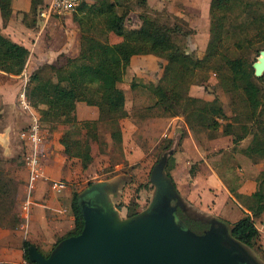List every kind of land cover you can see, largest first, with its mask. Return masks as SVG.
I'll return each instance as SVG.
<instances>
[{
    "label": "trees",
    "instance_id": "obj_1",
    "mask_svg": "<svg viewBox=\"0 0 264 264\" xmlns=\"http://www.w3.org/2000/svg\"><path fill=\"white\" fill-rule=\"evenodd\" d=\"M119 1L129 0H113V2L108 0H84L76 7V10L81 13V16H77L75 13L72 15V19L78 28L77 54L73 57H65L57 67L46 64L51 67L54 74L64 75L63 80L41 79L38 73L34 71L28 76L24 90L26 100L37 113L42 127L48 132L54 124L60 126L76 125L74 127L76 130L72 132L75 133L74 137H72L70 131L65 130L58 139L65 156L76 157L80 161L84 160V162L91 159L87 150V140H84L83 136L81 139V135L78 137L76 135H78V131L83 125L94 124L96 128L97 122L100 120L104 121L109 127V135L119 142L118 121L125 117L126 113L124 110V95L117 84L121 82L132 56L151 54L165 61L158 80L154 84L142 85L149 90L148 93L154 98L152 106L158 110L156 112L158 116L171 117L181 114L184 116L186 125L192 131L194 125L213 131L220 126L222 135L231 136L233 151H238L253 161H256L257 158L264 161V75L254 77L251 63L246 62L242 57L224 58L222 64L217 66L213 63L210 64V62H213L212 58L215 57L218 49L217 45L223 30L225 13L236 8L239 12L251 16V22L259 23L262 20L264 21V13L259 15L254 12L255 9L252 7L261 3L255 2L254 4L245 0H210L208 5V41L203 55L195 57L191 54L188 55L184 51V45L177 40L178 35L183 36L187 32H180L179 27L176 25L171 27L152 19L145 9V0H135L137 5L143 8V12L138 15L140 24L137 28L126 30L124 28L126 11L118 13L115 10V6L119 4ZM9 3L10 0H0V18L3 21L9 16ZM88 14L92 15L91 18ZM95 17L100 19L103 32L112 33L119 37V40L109 43L87 34L84 31L86 25L83 24V21L85 19L91 21ZM88 29H90V26ZM261 31L262 29L259 33ZM258 39L260 40L259 36H257ZM27 54L28 51L24 46L11 41L0 33L1 72L12 75L19 74L24 66ZM200 69H204L206 72L213 71L217 76L218 86L224 92H229L231 95H233L231 92L238 91L240 93L246 108L244 122H240L236 113L228 119L222 105L215 97L211 100H203L188 95V87L194 82L191 78ZM29 82L32 83L30 87H28ZM79 101L96 107L97 120H76L74 108L75 103ZM218 119L222 120V125ZM87 135L91 139L95 137L94 133H88ZM246 136L250 137L248 145L243 149L236 150L234 147H236L238 141ZM168 148L169 144L164 150ZM172 165L173 157L171 154L167 157L164 166V173L170 179L169 170ZM1 174L0 171V201H3L9 194L6 183H1V178H4ZM258 181L264 182V166L259 173ZM224 182L229 193L238 201H241L240 203L249 212V214H243L242 217L232 223L226 222L229 225L230 235L249 250L258 237L253 219L264 213V196L260 192L246 197L242 196L236 192V184L229 185L226 184V181ZM87 184H90V182ZM143 186L138 185V187ZM79 192H71L70 196L69 209L73 217V227L65 235L57 238L55 243L61 238L78 234L82 228ZM13 196L14 190L11 203ZM120 206L118 205L117 208ZM126 207L125 216L133 215L139 211L136 203L127 204ZM3 212H5L3 208H0V214ZM176 214L185 228L195 233L205 228V225L197 217H195L196 219L191 218L195 216L193 213L186 216L177 209ZM29 245L31 243L27 241H23L21 244L23 259L25 262L33 264L27 260L26 256V248Z\"/></svg>",
    "mask_w": 264,
    "mask_h": 264
},
{
    "label": "rangeland",
    "instance_id": "obj_2",
    "mask_svg": "<svg viewBox=\"0 0 264 264\" xmlns=\"http://www.w3.org/2000/svg\"><path fill=\"white\" fill-rule=\"evenodd\" d=\"M108 1L113 2V0ZM182 1L183 0H145V9L152 19L165 23L171 27L172 25H176L179 27L180 32H187L186 35H178L177 40L184 45V51L188 53V55L191 54L195 57H201L208 41V14L203 16L192 14V10L188 12V10L183 7ZM245 1L253 2L254 4L255 2L261 3L256 4L252 8L255 9L254 12L259 15L264 13V0ZM118 3L119 4L115 6V10L118 13L124 10L126 11L124 28L126 30L137 28L140 24L138 15L143 12V8L139 7L135 0L119 1ZM188 3H190V0ZM176 12L182 13V15L180 16L176 14ZM74 13L77 14V16H81L78 10L72 14L65 13L63 15H53L45 26L49 33L47 34L46 32L42 41L49 45L51 43L60 44L62 37H65L66 46H68L71 41L73 43V40H76L77 51L78 28L77 24L72 19ZM88 15L91 18L92 15ZM26 17L27 20L33 21L32 14L28 13ZM83 24L86 25L84 31L100 41L113 43L119 40V37H116L112 33L103 32V25L97 17L92 18L91 21L85 19ZM89 26L90 29H88ZM260 29H262L261 33H259ZM257 36H259L260 40H257ZM218 42L216 55L212 58L213 62H210V64L213 63L215 66L221 65L224 58L232 59L236 57H242L246 62L252 63L258 56V52L264 49V21L262 20L259 23L255 21L251 22V16L245 15V13H241L238 9L234 8L233 11L225 13L223 30ZM63 45L65 46V44ZM68 56L72 55L64 53L58 55L53 66L57 67L58 64L62 63L63 59ZM164 63V60L154 55H147L144 57L137 56L132 59V64L128 72L124 73L121 82L118 83L125 96V113H128L130 119L134 118L136 121L141 118L138 115L140 114L142 116L143 112L155 115L158 111L152 106L153 102L151 95L148 93L149 90L142 85L154 84L160 77ZM45 65L46 64L38 66L33 70L38 73L41 79L61 81L65 78L64 75L54 74L51 67ZM216 77L213 71L206 72L204 69L196 71L194 77L191 78L194 82L188 87V95L199 97L203 100H211L215 97L222 105L228 119L236 113L240 122H244L246 108L244 107L240 93L238 91L231 92L233 94L231 95L229 92H224L218 86ZM21 79L0 74V82H4L5 80L7 83L5 91L9 94L10 101L14 102L11 104L12 110L9 111V115H12L11 124H13L12 128L15 132L12 136L13 138L10 140L9 147L11 148V152L7 154L5 164H3L4 168L1 169L7 170L10 174L15 175L17 177L16 181H20L26 173L22 158L23 148L16 136L19 129L27 123L25 115L17 108V102L15 101V96L21 85ZM31 84L32 83L29 82L28 87H30ZM165 118L167 119H164V123L157 126H155L156 124L147 122V119L143 118V120L137 122L138 125L132 128L128 120L123 119V135L121 134V130H119V142L110 135H107L105 129L102 127L103 125H100V127L96 126V128L94 124L83 125L76 136L78 137L81 135V139L83 136V139L87 140V150L89 152V157H92V159L85 160V162L84 160L80 161V174H77L76 177L68 181L72 193L81 191L88 182L106 178L111 185L115 183V193L110 195V200L117 210L120 209V207L117 208V206L122 204L131 205L132 203H136L138 207H144L148 203L152 193V186L148 182L151 165L161 155L168 144V149H173L172 155L176 150L180 149L181 140L186 134L185 128L189 130L191 142L201 151V155L205 158V161L220 172L226 184L237 185L238 175H241L243 171V160L240 157L244 156L233 151V143L230 141L231 136H229L230 138L225 137L228 135L222 136L220 134V126L213 131L194 125L192 131L186 125L184 116L181 114L171 117L165 116ZM218 120L222 125V120ZM75 126L76 125H69L73 131H75ZM61 129L62 126L54 124L50 128V131L53 130L58 132L61 131ZM155 129L158 130V133L155 132ZM72 130L70 134L74 137L75 133H72ZM86 132L87 134L94 133L95 137L91 139L89 135L85 134ZM151 137L155 139L152 144L151 141H149ZM245 143L246 139L242 141L239 140L234 148L236 150L241 149ZM134 152L138 154L134 156ZM125 157H131V161L126 160ZM201 162L202 160L189 159L187 160L188 164L185 163V165L189 167V169L200 170L201 167L199 164ZM19 177H21V179ZM1 183H6L9 194L3 201H0V208H3V211L6 212L13 207L16 198H13L11 203V196L14 188L18 185L10 178H1ZM257 184H261L258 182V178L256 179L255 189ZM138 185L144 186L138 187ZM261 192L264 194V186L261 188L260 193ZM187 206L189 211L194 215L213 217L209 214L198 212L189 205ZM226 222L230 223L231 221ZM253 222L256 229L259 230L258 237L254 245L249 248V251L259 262L264 264V217H256Z\"/></svg>",
    "mask_w": 264,
    "mask_h": 264
},
{
    "label": "crops",
    "instance_id": "obj_3",
    "mask_svg": "<svg viewBox=\"0 0 264 264\" xmlns=\"http://www.w3.org/2000/svg\"><path fill=\"white\" fill-rule=\"evenodd\" d=\"M45 1L10 0L8 18L5 21L0 18V33L8 37L11 41L24 46L28 54L19 74L11 75L1 71L0 74L21 79L22 76L27 77L38 66L43 64L54 65L53 63L56 61L57 56L62 53L72 55L68 57H73L77 54L78 48L76 51V40H73V43L71 41L68 46H66L65 37H62L60 44L51 43L49 45L42 41L46 32L47 34L49 33L45 26L53 17L42 18L39 16V10L43 7ZM209 1L190 0V3H188L189 0H183L182 4L188 12L192 10V14L203 16L208 14ZM28 13L32 14L33 21L27 20L26 16ZM176 14L182 15L179 12H176ZM147 55L151 54L132 56L125 72H128L134 57H144ZM6 84L5 80L4 82H0V171L4 178H10L18 186L14 188V199H16L12 209L0 214V264H29L23 259V251L21 249L23 241L34 245L42 254H47L55 244L56 239L62 237L72 229L73 217L69 209L72 189L69 188L68 181L76 177L77 174H80L81 165L80 159L66 157L63 153L62 146L58 142L60 134L64 130L71 131L72 128L62 126L61 131L58 132L49 130L39 157L41 176L36 179L33 187L29 190L32 203L28 211L23 213L20 205L27 193V173H25L22 179L19 177L21 179L20 181H16L17 177L15 175L10 174L7 170L1 169L4 168L3 164H5L7 154L11 152V148L9 147L10 140L15 133L12 128L13 124H11L12 115H9V111L12 110L11 104L14 102L10 101L9 94L5 91ZM117 86L119 87L118 84ZM153 101L154 98L152 97ZM74 114L77 121H91L97 120L98 118L95 106L86 105L80 101L75 103ZM138 116L141 118L135 121L134 118L130 119L128 113H126L125 117L119 119L118 125L122 135L123 119L128 120L131 128L138 125L137 122L143 120V118L147 119L149 123L156 124L155 126L161 125L164 123V119H167L163 116H158L157 114L151 115L147 112H143L142 116L140 114ZM100 125H103L102 127L105 129L107 135H109L110 130L107 124L104 121L97 122V127H100ZM155 132L158 133V130L155 129ZM185 132L186 134L180 143V149L176 150L172 155L173 165L169 170L175 189L183 202L198 212L209 214L224 221L234 222L242 217L243 214H249L245 207L229 193L225 182L221 179L220 172L205 161V158L201 155V151L191 142L189 130L185 128ZM244 139H246V143L241 149L248 145L250 137L246 136L241 141ZM149 141L152 144L155 139L151 137ZM137 154V152H134V156ZM243 156L240 157L243 160V171L241 175H238L236 192L242 196H249L260 192L264 186V182L258 181L261 184H257L255 189L256 179L259 177V173L264 166V161L259 158L253 161L249 157ZM130 158L125 157L128 161H131ZM189 159L202 160L199 164L201 167L200 170L186 167L185 163ZM191 170L192 172H190ZM51 180L64 181L66 184L65 189L59 193L50 190L48 183ZM98 180L106 181L110 184L106 178L97 179L96 181ZM261 195L264 196L262 192ZM126 205L122 204L120 209L117 210L120 216L126 215ZM142 208L137 205L138 210ZM260 216L264 217V213Z\"/></svg>",
    "mask_w": 264,
    "mask_h": 264
},
{
    "label": "water",
    "instance_id": "obj_4",
    "mask_svg": "<svg viewBox=\"0 0 264 264\" xmlns=\"http://www.w3.org/2000/svg\"><path fill=\"white\" fill-rule=\"evenodd\" d=\"M251 68L255 77L264 74V49ZM172 153L173 149L164 150L152 165L148 175L152 193L141 210L120 216L106 181L87 184L78 193L80 232L61 238L46 255L29 245L27 260L33 264H262L230 235L229 225L215 217L196 216L208 223L201 233L185 228L176 214L177 209L185 211V203L164 173Z\"/></svg>",
    "mask_w": 264,
    "mask_h": 264
},
{
    "label": "built area",
    "instance_id": "obj_5",
    "mask_svg": "<svg viewBox=\"0 0 264 264\" xmlns=\"http://www.w3.org/2000/svg\"><path fill=\"white\" fill-rule=\"evenodd\" d=\"M84 0H46L43 7L39 10V16L47 18L53 15H63L72 13L76 7ZM92 1V0H85ZM27 77L22 76L20 88L16 94V102L18 109L25 115L27 123L17 132L18 141L22 144L23 166L27 173L26 188L27 193L20 208L26 213L32 201L29 196V190L33 187L36 179L41 176L40 155L42 146L47 135V131L42 127L37 113L29 105L25 96V85ZM49 189L59 193L64 190L66 184L62 180H51L48 183Z\"/></svg>",
    "mask_w": 264,
    "mask_h": 264
},
{
    "label": "flooded vegetation",
    "instance_id": "obj_6",
    "mask_svg": "<svg viewBox=\"0 0 264 264\" xmlns=\"http://www.w3.org/2000/svg\"><path fill=\"white\" fill-rule=\"evenodd\" d=\"M107 191H108V193H109V198H110V195H113L114 193H115V183L114 184H109L108 185V189H107ZM185 206H186V209H185V211L183 212V211H181L184 215H186V216H189V214L191 215V213L192 212H190L189 211V208H188V206L185 204ZM196 217V214H195V216H193V217H191V218H195ZM203 218V217H202ZM196 219V218H195ZM218 219V218H217ZM199 221H201L202 223H203V225H205V228H202L198 233H201L204 229H206L207 227H208V223H206V222H204V221H202L201 219H198ZM218 220H220L221 222H224L225 224H227L226 223V221H224V220H221V219H218Z\"/></svg>",
    "mask_w": 264,
    "mask_h": 264
}]
</instances>
